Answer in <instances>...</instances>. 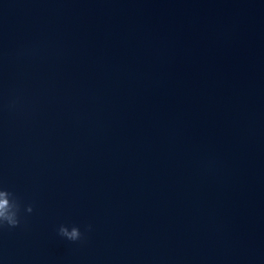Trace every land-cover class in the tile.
Instances as JSON below:
<instances>
[{"label": "water", "instance_id": "1", "mask_svg": "<svg viewBox=\"0 0 264 264\" xmlns=\"http://www.w3.org/2000/svg\"><path fill=\"white\" fill-rule=\"evenodd\" d=\"M0 189V264H264V0H0Z\"/></svg>", "mask_w": 264, "mask_h": 264}, {"label": "clouds", "instance_id": "2", "mask_svg": "<svg viewBox=\"0 0 264 264\" xmlns=\"http://www.w3.org/2000/svg\"><path fill=\"white\" fill-rule=\"evenodd\" d=\"M26 213H32L33 208L28 206L24 209ZM21 204L17 197L10 191L0 189V229L5 227L14 229L20 226ZM58 236L75 243L82 241L83 234L78 227L72 226L70 229L67 226L61 225L57 230Z\"/></svg>", "mask_w": 264, "mask_h": 264}]
</instances>
